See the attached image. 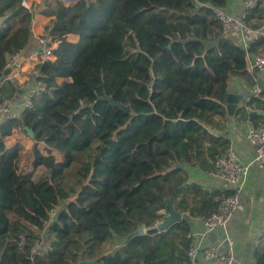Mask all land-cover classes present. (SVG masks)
Returning a JSON list of instances; mask_svg holds the SVG:
<instances>
[{"label": "trees", "instance_id": "1", "mask_svg": "<svg viewBox=\"0 0 264 264\" xmlns=\"http://www.w3.org/2000/svg\"><path fill=\"white\" fill-rule=\"evenodd\" d=\"M22 1L0 0V78L10 69L0 100L27 94L10 78L16 64L7 62L15 54L20 61L41 53L33 36L36 15L50 16L43 36L58 44L55 60L42 61L30 75L33 86L45 84L32 108L0 120V127L34 132L32 171L9 176L0 162V264H191L187 220L157 234L139 231L164 218L167 202L189 217L216 211L220 190L186 184L178 165L209 172L225 156L228 139L209 128L223 130L232 79L256 86L247 57L264 54V38L244 49L236 36L223 35L213 10H225L226 0H85L74 6L40 0L34 10ZM261 20L264 0L244 22ZM68 35L78 41H67ZM105 96L130 112L102 101ZM245 104L231 117L246 122L251 108L262 113L253 118L255 126L263 123L264 91ZM2 136L3 159L21 160L22 147L6 148ZM35 240L43 242L42 255L30 251ZM253 259L264 264V241Z\"/></svg>", "mask_w": 264, "mask_h": 264}, {"label": "crops", "instance_id": "2", "mask_svg": "<svg viewBox=\"0 0 264 264\" xmlns=\"http://www.w3.org/2000/svg\"><path fill=\"white\" fill-rule=\"evenodd\" d=\"M39 2L40 0H24L23 6L30 10H34ZM226 2L227 5L225 10L228 13L232 15H240L243 12L244 0H226ZM49 19L50 16L43 14L34 17L32 28L35 42L38 43V40L44 37L43 25L48 22ZM67 41L76 43L78 41V36L68 35ZM51 44L53 50L58 42H54L51 39ZM39 55L40 54H38L37 50H35L28 58L20 61L17 58L14 61V65L16 64V70H14L10 78L15 79L20 85H22L25 93L26 91L28 93L33 86V79L30 75L34 70V67L40 64L38 61ZM54 60L55 57L52 54L51 61ZM258 76L264 80V72L258 73ZM61 82L62 80H57V83ZM253 88L254 87L246 84L243 80L234 78L230 81L229 93L235 94L240 91L250 93ZM250 96L251 95L244 97L242 103H245ZM23 101L24 99L12 102L10 109L11 115H20L22 112ZM250 112L255 114L249 116ZM261 114L260 111H254L251 108H248V120L242 123H239L237 119L231 117L232 115L227 114L228 119H224L220 123L223 128L222 131H217V129L213 127H210L209 130L215 135L224 134L229 141V146L237 154L240 161L244 164H250L254 157V151L253 147L247 143L245 133L250 127H255V122L257 121H253V118ZM0 133L3 135L2 142L6 148L9 149L18 145L22 147L23 151L21 160L3 159V154L0 153V162L5 167L9 176L24 177L28 172L34 169V155L31 151L33 140L27 137L23 129L16 127L13 124H3L0 127ZM37 150L42 156L45 157V155H47L46 151L43 150V146L37 145ZM51 155L57 162L62 161V157L57 152L53 151L51 152ZM181 165L182 166L180 167L185 168L187 173L188 181L186 184H195L208 192L222 189L221 180L218 177L208 176V172L201 171L196 167ZM237 189L239 190V208L227 225V235L231 240V250L227 244H222L220 248L223 253H229L231 251L235 259L234 264H249L253 259L256 246H262L264 241V171L252 167L248 177L239 184ZM190 201L191 198L189 197L188 202ZM172 207L174 208V206ZM179 213L182 217H185L183 220H187L188 228H190L191 233L197 234L205 231L201 218L189 217V211ZM214 234L216 238L213 241L216 242L215 240L219 238V233L214 232ZM200 244L201 246L209 245L211 244V240L209 237L202 238ZM193 264L206 263L203 261L202 256L198 254Z\"/></svg>", "mask_w": 264, "mask_h": 264}, {"label": "built area", "instance_id": "3", "mask_svg": "<svg viewBox=\"0 0 264 264\" xmlns=\"http://www.w3.org/2000/svg\"><path fill=\"white\" fill-rule=\"evenodd\" d=\"M85 0H61L64 6H74L79 2ZM24 4V1H22ZM258 5V0H244L243 12L240 15H232L226 10L214 9L215 18L221 23L223 35H233L239 39V43L244 49L247 47V43L257 41L264 38V20H261L258 25H248L244 22L250 11L255 9ZM41 48V53L38 57V61L42 63L44 60L51 61V38L42 37L38 40ZM18 54L9 57L7 67L14 64ZM255 63V68L258 72H264V54H256L252 56ZM45 90V84L36 82L31 90L25 95L22 104V109H30L33 106V98L39 96ZM258 88L255 86L252 89L251 95H257ZM12 100L5 98L0 100V120L4 115L8 114L11 110ZM245 139L249 145L253 147L254 157L250 164H244L240 161L234 150L229 147L225 156L218 157L213 162V168L208 172V176L218 177L221 180L222 189L220 193L215 197L217 209L208 218H202L203 228L205 231L202 233H188L186 238L189 240V246L187 251V257L191 264L198 254L202 256L203 261L206 264H234L235 259L231 251L229 253L221 252L222 244H227L231 247V240L227 235V225L231 218L238 210L239 205V184L243 182L249 175L252 167L260 171H264V122L258 126L250 127L245 133ZM233 189L234 191L227 194V191ZM211 192V191H210ZM163 214L164 211H161ZM54 214V212H53ZM211 232H218L219 238L216 242L206 246H201L200 240L207 238ZM39 240H35L33 247L30 251H36L40 255L43 252V248L40 247ZM231 250V248H230ZM249 264H255L254 259Z\"/></svg>", "mask_w": 264, "mask_h": 264}, {"label": "water", "instance_id": "4", "mask_svg": "<svg viewBox=\"0 0 264 264\" xmlns=\"http://www.w3.org/2000/svg\"><path fill=\"white\" fill-rule=\"evenodd\" d=\"M248 59V63L250 65V72H251V76L254 80V82L256 83L257 88L260 91H264V80L258 76V71L255 68V63L253 61V58L251 56L247 57ZM10 74V69H6V71H4V73L2 74V77L0 78V87L2 86V84L5 82L7 76ZM249 95V92H244V91H240L238 93L232 94V93H228L226 100H225V105H226V110H227V114L228 115H233L234 112L236 111L237 108L239 107H245L246 108V104L242 103L244 97H247ZM102 101H107L111 106L118 108L119 110H121L122 112L129 113L130 112V107L128 106H122L118 103H114L109 97L105 96V98L102 99ZM255 113L250 112L249 116H253ZM23 130L25 131L27 137L31 140H33L34 138V132L33 130H31L28 127H24ZM179 167L182 166L181 164L178 165ZM164 218L158 222L155 226L150 227L149 229H140L139 233L140 234H157L160 233L162 231H165L170 225L174 224V223H178L180 221H182L183 219H185V217H182L181 214L174 209L170 203H165V207H164ZM209 238L211 240V242H214L213 240L216 238L215 234L213 232H211V234L209 235ZM82 263H94V261H84L82 260Z\"/></svg>", "mask_w": 264, "mask_h": 264}, {"label": "rangeland", "instance_id": "5", "mask_svg": "<svg viewBox=\"0 0 264 264\" xmlns=\"http://www.w3.org/2000/svg\"><path fill=\"white\" fill-rule=\"evenodd\" d=\"M60 156H61V155H60ZM163 215H164V213H163ZM156 224H157V223H156ZM156 224H155V225H156ZM42 244H43V242H41V246H43ZM25 245H26L25 242L22 240V242L19 244L20 249L22 250V248L25 247Z\"/></svg>", "mask_w": 264, "mask_h": 264}]
</instances>
